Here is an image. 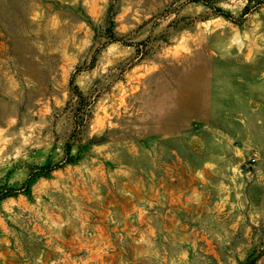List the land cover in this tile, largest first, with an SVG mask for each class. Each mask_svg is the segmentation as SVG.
<instances>
[{"label": "rangeland", "instance_id": "374dc122", "mask_svg": "<svg viewBox=\"0 0 264 264\" xmlns=\"http://www.w3.org/2000/svg\"><path fill=\"white\" fill-rule=\"evenodd\" d=\"M0 264H264V0H0Z\"/></svg>", "mask_w": 264, "mask_h": 264}, {"label": "built area", "instance_id": "2783aa9c", "mask_svg": "<svg viewBox=\"0 0 264 264\" xmlns=\"http://www.w3.org/2000/svg\"><path fill=\"white\" fill-rule=\"evenodd\" d=\"M257 158H258V154L257 153H253L251 155V157L248 159L249 165L252 166L253 164H255L256 161H257Z\"/></svg>", "mask_w": 264, "mask_h": 264}, {"label": "trees", "instance_id": "16d2710c", "mask_svg": "<svg viewBox=\"0 0 264 264\" xmlns=\"http://www.w3.org/2000/svg\"><path fill=\"white\" fill-rule=\"evenodd\" d=\"M220 12V11H219ZM112 38V40H114L113 38H115V37H111ZM70 84H72V80L70 81Z\"/></svg>", "mask_w": 264, "mask_h": 264}]
</instances>
